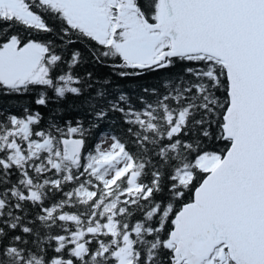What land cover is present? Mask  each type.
<instances>
[{"label": "snow or ice", "instance_id": "obj_1", "mask_svg": "<svg viewBox=\"0 0 264 264\" xmlns=\"http://www.w3.org/2000/svg\"><path fill=\"white\" fill-rule=\"evenodd\" d=\"M0 264H264V0H0Z\"/></svg>", "mask_w": 264, "mask_h": 264}]
</instances>
